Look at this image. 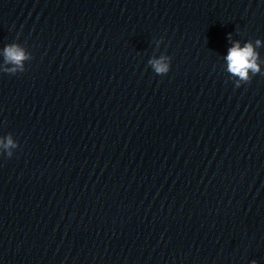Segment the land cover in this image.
Masks as SVG:
<instances>
[{
    "label": "water",
    "instance_id": "95a60500",
    "mask_svg": "<svg viewBox=\"0 0 264 264\" xmlns=\"http://www.w3.org/2000/svg\"><path fill=\"white\" fill-rule=\"evenodd\" d=\"M257 39L264 0H102L37 264H264V74L226 60Z\"/></svg>",
    "mask_w": 264,
    "mask_h": 264
},
{
    "label": "clouds",
    "instance_id": "9594fccd",
    "mask_svg": "<svg viewBox=\"0 0 264 264\" xmlns=\"http://www.w3.org/2000/svg\"><path fill=\"white\" fill-rule=\"evenodd\" d=\"M262 41L260 39L246 42L243 47L239 41L233 42L228 49L226 56L227 71L232 77L238 78L234 81L238 88L242 84L250 83L252 77L256 74H264L261 71L260 55L257 49L261 47ZM4 64L0 66V72L9 75H16L26 71L25 61L32 59V56L25 52V50L17 44H11L4 48L3 51ZM171 57L161 55L159 58L153 57L148 61L155 74L163 76L170 71ZM251 73V75H250ZM18 147V142L13 138L12 134L0 137V154H6L8 158L13 156V150ZM255 264V261L252 262Z\"/></svg>",
    "mask_w": 264,
    "mask_h": 264
}]
</instances>
